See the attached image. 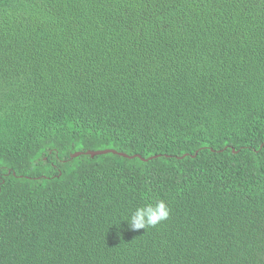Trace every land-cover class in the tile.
<instances>
[{"label": "trees", "instance_id": "obj_1", "mask_svg": "<svg viewBox=\"0 0 264 264\" xmlns=\"http://www.w3.org/2000/svg\"><path fill=\"white\" fill-rule=\"evenodd\" d=\"M0 264H264V0H0Z\"/></svg>", "mask_w": 264, "mask_h": 264}, {"label": "clouds", "instance_id": "obj_2", "mask_svg": "<svg viewBox=\"0 0 264 264\" xmlns=\"http://www.w3.org/2000/svg\"><path fill=\"white\" fill-rule=\"evenodd\" d=\"M170 211L168 204L163 199H159L136 207L124 220L128 221L131 230H147L166 221L170 216Z\"/></svg>", "mask_w": 264, "mask_h": 264}, {"label": "water", "instance_id": "obj_3", "mask_svg": "<svg viewBox=\"0 0 264 264\" xmlns=\"http://www.w3.org/2000/svg\"><path fill=\"white\" fill-rule=\"evenodd\" d=\"M109 152L117 153V154L122 155L124 157H133V156L128 155L127 153L118 152L117 150L112 149V148L99 149V150H86L85 152L77 151V152H74L71 155V157L78 156L79 154H82V153L89 154L90 156L93 157V156L98 155V154H105V153H109ZM137 156H139V155H137Z\"/></svg>", "mask_w": 264, "mask_h": 264}]
</instances>
